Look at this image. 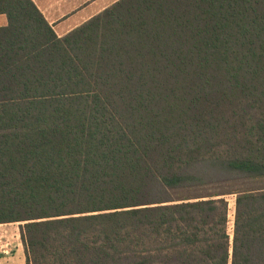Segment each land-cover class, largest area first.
Instances as JSON below:
<instances>
[{
	"label": "trees",
	"instance_id": "16d2710c",
	"mask_svg": "<svg viewBox=\"0 0 264 264\" xmlns=\"http://www.w3.org/2000/svg\"><path fill=\"white\" fill-rule=\"evenodd\" d=\"M0 14L27 264H264V0H118L64 36L34 0Z\"/></svg>",
	"mask_w": 264,
	"mask_h": 264
},
{
	"label": "crops",
	"instance_id": "0c3cea01",
	"mask_svg": "<svg viewBox=\"0 0 264 264\" xmlns=\"http://www.w3.org/2000/svg\"><path fill=\"white\" fill-rule=\"evenodd\" d=\"M46 20L59 36H64L118 0H34ZM8 17L0 14V26L7 25ZM27 264V262H14Z\"/></svg>",
	"mask_w": 264,
	"mask_h": 264
},
{
	"label": "rangeland",
	"instance_id": "374dc122",
	"mask_svg": "<svg viewBox=\"0 0 264 264\" xmlns=\"http://www.w3.org/2000/svg\"><path fill=\"white\" fill-rule=\"evenodd\" d=\"M245 182V183H244ZM232 183H236L237 181H233ZM239 185L247 184V186H253V182H247V180H243L240 178L238 181ZM258 184V183H254ZM219 185V184H218ZM210 191L214 189H209ZM177 194H188V191H178ZM174 192V194H176ZM229 202V231L231 233V240L234 237V222H235V200L236 194L230 193L225 196ZM21 224L23 222H7L0 223V264H14V262H26V254L25 248L22 242L21 237Z\"/></svg>",
	"mask_w": 264,
	"mask_h": 264
}]
</instances>
